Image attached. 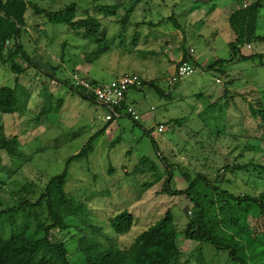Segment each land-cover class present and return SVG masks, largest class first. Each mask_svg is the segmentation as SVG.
I'll list each match as a JSON object with an SVG mask.
<instances>
[{"label": "rangeland", "instance_id": "obj_1", "mask_svg": "<svg viewBox=\"0 0 264 264\" xmlns=\"http://www.w3.org/2000/svg\"><path fill=\"white\" fill-rule=\"evenodd\" d=\"M26 1L53 11L75 2L78 17L92 15L101 27L91 38L49 22L28 6L20 42L34 64L19 56L16 61L25 70L18 75L10 56L19 25L0 13L2 35L11 34L12 42L0 52V86L16 87L19 110L0 111V137L12 139L19 149L14 155L0 149V209L26 198L35 203L49 180L65 173L63 189L76 207L65 214V228L55 229L52 240L67 242L73 263L84 262L91 242L98 250L130 247L171 210L183 250L177 264H237L228 250L185 237L198 211L186 194L174 191L186 189L200 174L194 196L210 198L213 186L234 195L264 194V112L256 117L251 109L264 110V40H242L235 50L230 45L236 35L229 14L243 0ZM260 2L255 35L264 36ZM100 46L109 49L95 59ZM190 48L198 61L195 72L169 85L174 60ZM216 61L221 64L211 67ZM74 71L100 82L139 74L147 83L131 89L128 98L142 120H105L108 109L72 85ZM160 123L163 132L157 131ZM168 178L170 193L163 191ZM215 200L221 224L248 235L255 230L260 244L248 241L250 263L264 264V220L248 219L221 193ZM45 209L35 210L42 220ZM124 210L134 215V223L118 234L112 218ZM29 220L22 211L6 213L3 232L10 233L13 221L21 226Z\"/></svg>", "mask_w": 264, "mask_h": 264}, {"label": "trees", "instance_id": "obj_2", "mask_svg": "<svg viewBox=\"0 0 264 264\" xmlns=\"http://www.w3.org/2000/svg\"><path fill=\"white\" fill-rule=\"evenodd\" d=\"M28 6H31L37 14L44 15L51 23H64L75 30H83L91 38L98 36V31L101 27L100 21L92 15L78 17L77 4L75 2L53 11L42 8L33 2L29 3L26 0H0V13L4 16L3 18L13 25H19L15 29V48L10 56L12 69L18 75L25 70V66L20 65L16 61L19 56L27 59L28 65L34 64L20 42L19 29L20 26L26 25L25 14ZM260 8L261 2L257 0L247 8H242L240 5L229 16L230 25L236 34L235 42H230L233 50L236 49L242 40H249L252 37L264 40V36L255 35L257 14ZM172 19L175 25L179 27L178 21L174 17ZM10 35L8 33L2 35L0 29V52L3 51L5 42ZM98 40L96 39V41ZM108 49V46L98 47L95 52V59ZM188 59L191 60L194 67L197 65V59L194 56H190L186 51L183 54V60ZM219 64H221V61H216L211 67ZM146 83V80H144V84ZM78 90L84 93L85 96H89L83 90ZM251 109L256 117L259 111L264 112V110H255L253 106H251ZM0 111L3 113L19 111L16 87H0ZM0 149L7 150L12 155L19 151L13 140L7 137H0ZM83 152L84 150L71 158L78 157ZM1 162L2 156L0 155V164ZM169 177L171 178V176ZM170 178L165 181L164 192H172ZM201 178L202 175L199 174L186 189L174 191L176 194H186L192 201L193 208L198 211L197 216L188 223L184 230L185 237L198 242L200 245L202 243H210L218 249L228 250L230 258L237 264H251L250 254L247 251V249L249 250L248 241L253 244L259 243L256 240L257 233L253 229L254 232L248 235L244 231H234L235 228L229 227L225 223L221 224L216 214L215 196L216 193L223 194L232 201V205L242 212L244 216L248 219L253 218L259 221L264 220V194L258 196L234 195L227 190L213 186L214 192L210 198H206L202 193H197L194 196L193 192L198 185L197 181ZM65 181V173L55 176L49 180L35 203L26 198L20 201V204L9 209H0V264H75L70 260L67 242L52 240V232L55 229L63 230L65 228V214L70 215V211H72L70 209H75L76 207L74 202L65 195L63 189ZM23 187L25 188V186ZM44 205H46V214L45 220H42V215L35 210L37 207H44ZM21 211L23 217L30 220L21 226L15 225L14 221L9 223L13 227L10 233L5 235L6 232H3L4 227H2L1 218L6 213L18 215ZM133 223L134 215L127 210L117 213L112 218L113 229L118 234L128 232ZM6 225L4 224L3 226ZM91 228L99 234L103 233L102 227L91 225ZM245 241H247V244H245ZM91 243L84 250L85 259L82 264H177L183 253L181 246L178 244V229L171 210H167L162 218L141 232L135 242L128 248L109 247L98 250L94 249ZM261 247L263 248L262 244Z\"/></svg>", "mask_w": 264, "mask_h": 264}, {"label": "built area", "instance_id": "obj_3", "mask_svg": "<svg viewBox=\"0 0 264 264\" xmlns=\"http://www.w3.org/2000/svg\"><path fill=\"white\" fill-rule=\"evenodd\" d=\"M257 0H243L241 7L247 8ZM10 40L6 41V45L10 44ZM190 56H193L194 49L188 51ZM195 72V67L191 60H179L175 66L174 73L169 77L168 84L175 85L182 81L186 76ZM217 83L221 82L220 78L216 79ZM72 85L83 90L87 95L95 98L101 105L108 109L105 120L112 121L116 118L127 116L133 121L142 120L143 116L134 102L128 98V93L131 89H141L144 86V79L136 73H123L118 77L104 82H94L89 78L82 76L79 72L72 74ZM165 125L160 123L157 131L163 132Z\"/></svg>", "mask_w": 264, "mask_h": 264}, {"label": "crops", "instance_id": "obj_4", "mask_svg": "<svg viewBox=\"0 0 264 264\" xmlns=\"http://www.w3.org/2000/svg\"><path fill=\"white\" fill-rule=\"evenodd\" d=\"M59 10V9H58ZM231 13L233 12V11H230ZM231 13L229 14V16L231 15ZM179 25H180V23H179ZM234 32V31H233ZM235 33V32H234ZM236 35V34H235ZM183 36H185V34L184 33H181L180 34V37L182 38ZM11 44H12V42H11ZM5 46H7L6 44H5ZM42 59H43V61H44V57H41ZM183 58V53H181L180 55H179V57L177 58V59H175L174 60V66H176V64H177V62L179 61V60H181ZM198 62V61H197ZM0 87H2V86H0ZM11 87V86H10ZM38 93H41L42 94V90H40ZM30 94V93H29ZM33 95H34V93H32V94H30V97H33ZM27 109L28 110H32V109H29L28 107H27ZM18 112V111H17ZM15 113V112H14Z\"/></svg>", "mask_w": 264, "mask_h": 264}]
</instances>
